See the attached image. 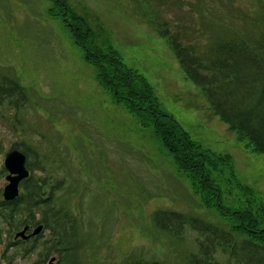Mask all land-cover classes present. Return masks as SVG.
I'll return each instance as SVG.
<instances>
[{
	"label": "rangeland",
	"instance_id": "374dc122",
	"mask_svg": "<svg viewBox=\"0 0 264 264\" xmlns=\"http://www.w3.org/2000/svg\"><path fill=\"white\" fill-rule=\"evenodd\" d=\"M65 3L92 30L86 46L116 51L126 67L145 78L161 110L193 142L231 156L238 181L264 203L263 155L247 148L213 114L204 91L187 78L158 30L165 24L181 45L201 54L219 36L257 33L244 15L260 13L258 0ZM52 6L48 0H0V74L15 78L26 93L19 109L0 105V165L12 148L27 152L32 178H48L45 189L53 187L60 198L55 207L68 208L78 220L82 264H125L135 256L184 264L196 249V234L186 230L177 243L160 237L152 213L178 211L211 223L218 216L201 206L151 130L98 83L96 68L84 61V49L60 10L51 15ZM4 185L2 178L1 189ZM47 236L44 232L41 240ZM39 250L18 256L17 264H32Z\"/></svg>",
	"mask_w": 264,
	"mask_h": 264
},
{
	"label": "trees",
	"instance_id": "16d2710c",
	"mask_svg": "<svg viewBox=\"0 0 264 264\" xmlns=\"http://www.w3.org/2000/svg\"><path fill=\"white\" fill-rule=\"evenodd\" d=\"M48 1L53 3L51 15L60 10L75 43L84 49V61L96 68L98 83L113 101L135 115L141 126L151 130L177 172L188 180L201 206L218 216L217 223H211L198 215L156 210L151 219L160 237L166 235L177 243L184 241L186 230L196 234V249L188 252L184 264H264V203L252 188L238 181L231 156L202 149L193 142L178 122L161 110L145 78L126 67L116 51L86 46L92 30L69 10L65 0ZM258 2L260 13L250 18L244 15L257 33L233 31L219 36L201 54L193 46L181 45L165 24L158 30L187 78L204 91L213 114L235 131L247 148L264 157V0ZM25 101L23 86L0 74V105L19 109ZM22 152L27 157V152ZM4 174L0 165V181ZM46 184L50 185L48 178L34 180L29 176L20 183V194L12 201L3 200L0 187V264H17L18 256L25 257L36 247H40L38 259L32 264H43L54 255V264H82L78 220L68 208L55 207L60 198L53 187L47 191ZM38 225L43 226L39 235L14 239L15 232L24 226ZM44 232L48 236L41 240ZM125 264L162 263L135 256L128 257Z\"/></svg>",
	"mask_w": 264,
	"mask_h": 264
},
{
	"label": "water",
	"instance_id": "95a60500",
	"mask_svg": "<svg viewBox=\"0 0 264 264\" xmlns=\"http://www.w3.org/2000/svg\"><path fill=\"white\" fill-rule=\"evenodd\" d=\"M26 157L25 155L17 150H9L4 157V168L7 172L5 176V181L7 182L2 190V198L5 201H12L16 199L19 195V183L28 177L29 171L25 165ZM29 230L28 226H25L22 230L14 234V238H20L22 240H27L30 237L38 235L42 230V225H39L31 230L29 234L26 232ZM55 258H50L48 264H54Z\"/></svg>",
	"mask_w": 264,
	"mask_h": 264
}]
</instances>
